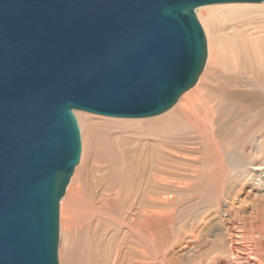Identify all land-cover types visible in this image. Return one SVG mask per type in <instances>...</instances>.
Segmentation results:
<instances>
[{
    "label": "water",
    "instance_id": "water-1",
    "mask_svg": "<svg viewBox=\"0 0 264 264\" xmlns=\"http://www.w3.org/2000/svg\"><path fill=\"white\" fill-rule=\"evenodd\" d=\"M264 0H0V264H59L74 112L150 118L207 59L196 10Z\"/></svg>",
    "mask_w": 264,
    "mask_h": 264
},
{
    "label": "rangeland",
    "instance_id": "rangeland-1",
    "mask_svg": "<svg viewBox=\"0 0 264 264\" xmlns=\"http://www.w3.org/2000/svg\"><path fill=\"white\" fill-rule=\"evenodd\" d=\"M219 5L226 4L209 6ZM260 16H249L232 25L239 36L249 37L248 43L251 38V45L257 49L246 55L244 74L228 77L219 68L209 73L197 99L191 97V113L180 111L181 119L191 117L193 133L172 137L163 147L165 152L153 155L152 162L145 166L143 162L133 165L122 196L109 204L113 215L134 222L144 210L158 212L147 232L153 236L162 258L159 263L148 253L145 264H264V14ZM243 81H252L261 89L244 86ZM206 112L210 118L202 122ZM251 160L257 162L256 172L243 179L234 162L246 166ZM125 163L130 165L132 159L127 157ZM252 177L255 181H251ZM155 182L161 185L157 187ZM113 190L117 192L116 187ZM158 194L168 201L152 207L150 199ZM116 229L109 227L113 231L109 232L110 245H116L110 249L113 252L119 248L121 264H137L136 253L127 248L133 239L127 238L121 228ZM112 252L103 254L102 260L106 261L102 263L117 264Z\"/></svg>",
    "mask_w": 264,
    "mask_h": 264
},
{
    "label": "bare ground",
    "instance_id": "bare-ground-1",
    "mask_svg": "<svg viewBox=\"0 0 264 264\" xmlns=\"http://www.w3.org/2000/svg\"><path fill=\"white\" fill-rule=\"evenodd\" d=\"M263 14L264 2L208 5L196 10V16L202 26L207 43L206 63L196 83L197 85L182 94L177 103L163 113L164 115L160 114L162 116L158 115L159 117L146 120H115L76 112L79 114L76 119H78L77 122L80 128L82 148L78 166L74 170L64 198L60 202V264H99L105 262L106 260L103 261L102 256L112 252L110 247L114 249L115 244L113 243V247L110 245L109 235L113 231L117 233L118 229L116 228H121L127 238L133 239L134 243L127 242L130 244L127 248L129 251L136 253L137 264H145L144 260L148 253L155 260H159L160 263L162 253L153 236L147 232L149 224L153 222L154 218H158V212H152L151 210L138 212L140 215H137L138 218H135L136 221L134 222L129 219L125 220L119 214L118 216H115V213L113 215L109 210V204H113L122 196V190L125 189L126 182L131 178L130 172L133 165H139L140 162H143L142 164L145 166L150 160L152 162L153 155L163 153V147L165 148L172 137H185L193 133L195 127L190 119L191 117L187 119L184 116L181 119L182 112L180 111L191 113L189 108L192 105H189L191 97L197 99L209 73L219 68L226 75L228 74V77L229 75L242 76L241 74L246 69V55L249 54V50L257 49L251 45V38L249 44L247 42L249 40L248 36H242V34L239 36L236 30L233 31L232 28H234V23L242 19H247L249 16L254 17L255 15L263 16ZM261 19L263 18L261 17ZM242 84L250 88L261 89L252 81H243ZM205 117L206 119H201L202 122L208 121L210 118L209 112L205 113ZM196 132L198 133V131ZM127 157L132 159L130 165L125 163ZM256 163L251 160V163L245 166L235 161L234 167L241 170L244 179L256 172ZM251 179V181H255L254 177ZM155 183L157 187L161 185L159 182ZM114 186L117 192H113ZM111 188L112 191L110 192ZM162 200L168 201L160 198L159 194L152 197L150 199L151 206L157 207L162 203ZM171 200L173 198L169 199V201ZM109 227H114L117 232L113 229V231H110ZM122 237L121 241L126 239L124 237L122 239ZM121 241L120 243H122ZM119 247L121 246L119 245ZM118 249L113 250L115 256L114 260L112 259L117 264L121 262Z\"/></svg>",
    "mask_w": 264,
    "mask_h": 264
}]
</instances>
